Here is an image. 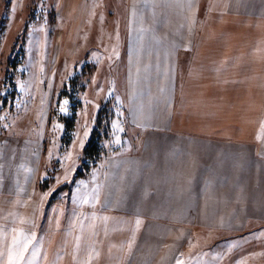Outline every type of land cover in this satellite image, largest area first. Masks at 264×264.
Listing matches in <instances>:
<instances>
[{"label":"crops","instance_id":"obj_1","mask_svg":"<svg viewBox=\"0 0 264 264\" xmlns=\"http://www.w3.org/2000/svg\"><path fill=\"white\" fill-rule=\"evenodd\" d=\"M97 2L70 0L67 16L71 24L80 23L78 37L105 3ZM124 7L119 23L122 28L123 20L125 28L103 55L111 56V64L123 55L124 93L119 92L128 106L129 124L143 130L138 151L145 156L147 148L158 144L159 153L151 152L145 157L151 161L143 163L142 154L115 157L112 168L127 166L128 175L143 183L201 181L210 185L207 193L234 174L264 175V0H125ZM29 129L0 126V227L34 231L37 264L103 263L99 232L103 204H109L102 195L94 206L56 197L49 211V198L41 189L46 173L42 134ZM148 136L155 139L145 142ZM253 163L257 169L249 171ZM208 170L213 177L199 180ZM107 171L98 185L109 177ZM142 206L118 209L121 215L148 216L146 204ZM74 211L80 220L71 227ZM165 212L164 207L158 213ZM17 218L33 221L35 227L21 225ZM146 221H141V232L153 224ZM127 249L128 242L124 253ZM137 251L128 262L124 253L115 262L132 263Z\"/></svg>","mask_w":264,"mask_h":264},{"label":"rangeland","instance_id":"obj_2","mask_svg":"<svg viewBox=\"0 0 264 264\" xmlns=\"http://www.w3.org/2000/svg\"><path fill=\"white\" fill-rule=\"evenodd\" d=\"M104 2L95 9L94 21L85 23L80 38V23L71 24L67 16L70 0H0V126L42 134L46 173L41 189L49 198L48 210L56 197L79 203L78 196L100 189L99 196L109 204H103L108 219H103L99 232L101 264H120L115 261L127 242L126 262L138 250L129 264H176L178 259L185 264H264V175L234 174L228 181H217L207 193L210 185L201 181L143 183L128 175L127 166L112 168L115 157L142 154L138 133L143 130L133 128L124 112L128 106L119 92L124 93L123 55L112 64L111 56L103 55L123 31L119 20L125 16V0ZM65 107L67 111L61 112ZM70 120L74 126L67 130ZM117 123L122 131L113 127ZM117 137L123 142L115 143ZM91 139V149L98 143V152L86 151ZM157 149L158 144L147 148L139 162L151 161L145 157L151 152L158 155ZM255 166L249 171H256ZM79 170L81 175L76 176ZM106 170L109 177L98 185ZM213 170L199 180L211 179ZM142 203L148 216L121 215L118 209L142 210ZM159 204L165 214L158 213ZM137 219L153 224L141 232ZM132 225L135 230L130 232ZM179 240L183 246L176 245Z\"/></svg>","mask_w":264,"mask_h":264},{"label":"snow or ice","instance_id":"obj_3","mask_svg":"<svg viewBox=\"0 0 264 264\" xmlns=\"http://www.w3.org/2000/svg\"><path fill=\"white\" fill-rule=\"evenodd\" d=\"M69 101L65 100L64 104L67 105ZM61 112H66L67 108H61ZM113 127L116 128L117 131H122L119 123L115 124ZM87 135V133H85ZM122 139L117 137L115 139V143H122ZM83 147V144L81 145ZM68 159V157H65ZM99 191L100 189H93L91 194L78 196L79 204L88 205L90 200L92 205L99 203ZM77 192H80V189H77ZM56 211V210H53ZM88 217H85L87 219ZM107 220V217H104ZM19 224L23 225L28 223L32 228L35 227V223L33 221H25L23 218H17ZM80 220V216L76 214V211L73 213V220L71 222V227H75L76 222ZM141 221L137 219L136 224L139 226ZM79 237H77V248H79ZM39 246L37 235L34 231L26 230L23 227L16 228H5L0 227V264H37L39 259ZM176 264H185L183 259H178Z\"/></svg>","mask_w":264,"mask_h":264},{"label":"trees","instance_id":"obj_4","mask_svg":"<svg viewBox=\"0 0 264 264\" xmlns=\"http://www.w3.org/2000/svg\"><path fill=\"white\" fill-rule=\"evenodd\" d=\"M73 126H74V120H73V121L70 120V121L68 122V125H67V130L72 129ZM91 145H92V139L89 141V143H88V145H87V148H86V151H89V150L91 149ZM91 150L94 151V152H98V150H100V148H99V144H98V143L95 144L94 147H93ZM93 154H95V153H93ZM89 155H90V152H89ZM89 155H86V156H89ZM80 175H81V171L79 170V171L76 173V176H80ZM54 195H55V194H54Z\"/></svg>","mask_w":264,"mask_h":264},{"label":"bare ground","instance_id":"obj_5","mask_svg":"<svg viewBox=\"0 0 264 264\" xmlns=\"http://www.w3.org/2000/svg\"><path fill=\"white\" fill-rule=\"evenodd\" d=\"M50 65V64H49Z\"/></svg>","mask_w":264,"mask_h":264}]
</instances>
